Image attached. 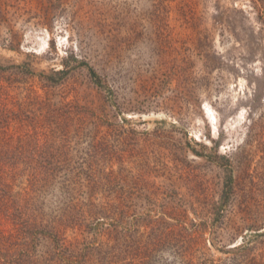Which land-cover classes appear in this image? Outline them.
<instances>
[{
    "label": "rangeland",
    "instance_id": "rangeland-1",
    "mask_svg": "<svg viewBox=\"0 0 264 264\" xmlns=\"http://www.w3.org/2000/svg\"><path fill=\"white\" fill-rule=\"evenodd\" d=\"M0 65L46 230L0 264H264V0H0Z\"/></svg>",
    "mask_w": 264,
    "mask_h": 264
},
{
    "label": "trees",
    "instance_id": "trees-1",
    "mask_svg": "<svg viewBox=\"0 0 264 264\" xmlns=\"http://www.w3.org/2000/svg\"><path fill=\"white\" fill-rule=\"evenodd\" d=\"M81 64L88 68L96 84L108 87L93 66L87 61H82ZM16 73L18 72L13 69V66L0 65V259L5 257L9 261L12 258L10 256L14 257L18 253L17 245L20 240H23L24 244L23 253H31L34 236L42 237L46 233L43 224L34 225L37 223H34L32 214L28 212L30 198L26 196L27 193L17 190L16 186L19 185L13 182L19 176H26L29 181L35 176L34 116L24 102H19L11 94L14 80L10 78ZM25 74L33 76L34 72L27 69ZM25 96L27 99L34 98V90L29 88ZM18 131L22 133L16 135ZM38 166L43 172L49 174L63 172L66 175L68 172H73L67 164L63 163L48 162ZM228 183L229 189H232V179ZM7 221L13 224L12 229L3 228L4 222ZM52 238L56 245L61 247V240L57 234H53Z\"/></svg>",
    "mask_w": 264,
    "mask_h": 264
}]
</instances>
